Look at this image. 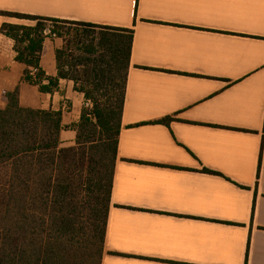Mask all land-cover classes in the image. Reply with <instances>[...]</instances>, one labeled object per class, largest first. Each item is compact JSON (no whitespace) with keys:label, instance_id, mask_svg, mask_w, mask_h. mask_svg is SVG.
Masks as SVG:
<instances>
[{"label":"crops","instance_id":"0c3cea01","mask_svg":"<svg viewBox=\"0 0 264 264\" xmlns=\"http://www.w3.org/2000/svg\"><path fill=\"white\" fill-rule=\"evenodd\" d=\"M0 11L133 30L101 264H264V0H0ZM4 23L15 22L0 14V109L17 91L23 108L59 111L60 146L75 145L84 93L70 79L52 92L23 81ZM63 43L45 37V75L58 76Z\"/></svg>","mask_w":264,"mask_h":264},{"label":"trees","instance_id":"16d2710c","mask_svg":"<svg viewBox=\"0 0 264 264\" xmlns=\"http://www.w3.org/2000/svg\"><path fill=\"white\" fill-rule=\"evenodd\" d=\"M0 14L30 22L1 26V32L14 41L16 60L26 66L23 81L52 92L60 78L70 79L84 93L86 106L89 100L93 103L83 109L75 126V145L61 147L59 111L23 108L17 91L3 94L7 106L0 109V170L10 175L2 183L0 198V264H94L103 251L133 30ZM46 29L64 42L56 50L57 77L45 75L39 66ZM78 151L91 175L88 237L96 244L95 254L82 260L67 250L77 234L72 208Z\"/></svg>","mask_w":264,"mask_h":264},{"label":"rangeland","instance_id":"374dc122","mask_svg":"<svg viewBox=\"0 0 264 264\" xmlns=\"http://www.w3.org/2000/svg\"><path fill=\"white\" fill-rule=\"evenodd\" d=\"M12 20L15 23L20 24H27L30 23L23 19H18L15 17H12ZM49 32V29H46V33ZM69 50L67 51L68 54ZM68 66H64V70H68ZM82 84L78 83L77 86L80 87ZM90 89V87H88ZM89 106L87 108H91L93 106V103L91 100L88 102ZM70 147V146H69ZM81 151H78V155L76 156L77 165L74 167V183H75V195L73 199V213L72 216L74 217L75 225L77 227V234L74 236V240L70 243H67V250L69 255L75 256L78 259H89L92 255L95 254L96 244L93 245V241L89 240L88 233V223H90L89 220V195L91 193V190H88L89 185V179L91 175L88 173V170L86 169V158L83 155ZM32 172H35V169L31 170ZM4 172L3 170H0V198L2 196V193L4 192L3 189L5 186H3V181L7 179V176L10 175L9 173ZM92 189V188H91ZM91 247V248H90ZM103 250H104V244H103ZM103 254V251H102ZM102 258V255H101ZM101 258L100 260H95L94 264H101ZM78 260V261H80Z\"/></svg>","mask_w":264,"mask_h":264},{"label":"built area","instance_id":"2783aa9c","mask_svg":"<svg viewBox=\"0 0 264 264\" xmlns=\"http://www.w3.org/2000/svg\"><path fill=\"white\" fill-rule=\"evenodd\" d=\"M48 35L55 36L54 34H50V32L47 33Z\"/></svg>","mask_w":264,"mask_h":264}]
</instances>
